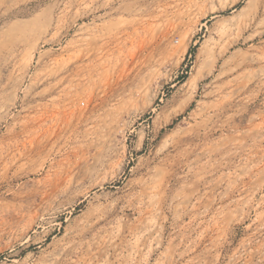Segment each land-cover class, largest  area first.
<instances>
[{
  "label": "rangeland",
  "instance_id": "374dc122",
  "mask_svg": "<svg viewBox=\"0 0 264 264\" xmlns=\"http://www.w3.org/2000/svg\"><path fill=\"white\" fill-rule=\"evenodd\" d=\"M0 264H264V0H0Z\"/></svg>",
  "mask_w": 264,
  "mask_h": 264
},
{
  "label": "bare ground",
  "instance_id": "6f19581e",
  "mask_svg": "<svg viewBox=\"0 0 264 264\" xmlns=\"http://www.w3.org/2000/svg\"><path fill=\"white\" fill-rule=\"evenodd\" d=\"M190 137V136H189ZM179 143V142H178ZM169 157V156H168ZM176 157V156H175ZM169 159V158H168ZM171 161V160H170ZM161 163V162H160ZM171 164H172V162H171ZM157 171V170H156ZM157 174V173H156ZM163 178V177H162ZM155 185H157V184H155ZM158 188V187H157ZM110 194V193H109ZM108 196V195H107ZM110 198V197H109ZM116 200V199H115ZM117 201V200H116ZM112 205V204H111ZM113 206H114V204H113ZM159 207V206H158ZM112 208V207H111ZM97 209V208H96ZM95 209V211H97ZM115 209V208H114ZM113 210V209H112ZM94 211V212H95ZM94 212L92 213V214H94ZM92 214H91V216H92ZM98 216H100V214H99V212H97L96 213ZM91 218V217H90ZM98 219L99 218H95V219H93V220H90V222H88L85 226H80V231H79V235H85L88 231H91L96 225H97V223H98Z\"/></svg>",
  "mask_w": 264,
  "mask_h": 264
}]
</instances>
